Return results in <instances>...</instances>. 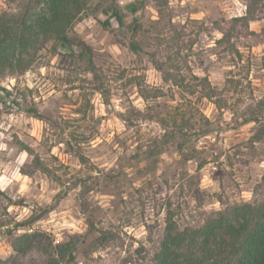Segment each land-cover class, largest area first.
Here are the masks:
<instances>
[{"label":"rangeland","instance_id":"374dc122","mask_svg":"<svg viewBox=\"0 0 264 264\" xmlns=\"http://www.w3.org/2000/svg\"><path fill=\"white\" fill-rule=\"evenodd\" d=\"M114 1L123 26H102L97 11L71 28L93 71L47 42L24 71L0 77V264H46L69 239L67 264H151L168 211L197 225L264 197V140L242 123L264 107V0L252 20L240 19L244 0ZM24 2L0 0V12ZM193 76H207L224 107ZM32 231L15 252L13 239Z\"/></svg>","mask_w":264,"mask_h":264},{"label":"trees","instance_id":"16d2710c","mask_svg":"<svg viewBox=\"0 0 264 264\" xmlns=\"http://www.w3.org/2000/svg\"><path fill=\"white\" fill-rule=\"evenodd\" d=\"M104 0H26L18 11L0 12V77L24 71L34 54L44 43L50 42L56 49L60 46L64 55L82 59L88 70L93 71L94 63L90 47L71 32L73 23L83 15L95 12L105 18L100 21L104 27L113 19L118 26L124 25V16L114 0L103 4ZM143 0H135L141 2ZM157 5L167 0H154ZM245 13L240 19L252 20L261 0H244ZM131 11H135V4ZM239 19V18H236ZM131 31L127 44L136 52L140 46ZM225 38L223 34L221 40ZM164 80H171L186 89L181 77L164 72ZM202 90V95L213 98L218 108L224 107L222 96L207 76H193ZM1 92L6 91L0 88ZM191 91V90H190ZM105 96V101L108 98ZM242 123L254 121V140H264V107L257 103ZM33 113H37L33 109ZM32 153L29 148H24ZM82 158V157H81ZM32 162L40 170L47 168L36 155ZM20 222L16 228H29ZM35 232H24L12 241V248L23 253L29 245L27 241ZM77 240L69 239L55 244L48 252L46 264H67L74 259ZM151 264H264V197L252 201L233 202L209 213L202 223L180 227L170 211L165 217L162 235Z\"/></svg>","mask_w":264,"mask_h":264}]
</instances>
